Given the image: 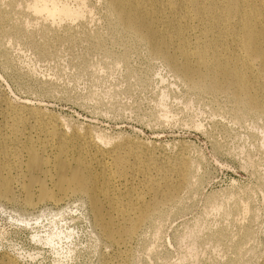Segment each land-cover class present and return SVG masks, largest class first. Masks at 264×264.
I'll return each mask as SVG.
<instances>
[{
	"label": "rangeland",
	"instance_id": "obj_1",
	"mask_svg": "<svg viewBox=\"0 0 264 264\" xmlns=\"http://www.w3.org/2000/svg\"><path fill=\"white\" fill-rule=\"evenodd\" d=\"M48 3L78 14H35L33 0H0V112L1 103L24 104L137 144L147 175L138 205L155 209L119 248L99 234L83 197L34 195L26 206L15 184L0 197V262L264 264V109L188 82L119 25L110 0ZM171 41L163 50L180 63ZM178 162L187 184L171 200L153 193L152 185H178Z\"/></svg>",
	"mask_w": 264,
	"mask_h": 264
},
{
	"label": "bare ground",
	"instance_id": "obj_2",
	"mask_svg": "<svg viewBox=\"0 0 264 264\" xmlns=\"http://www.w3.org/2000/svg\"><path fill=\"white\" fill-rule=\"evenodd\" d=\"M48 1L33 0L35 14L38 10L60 18L78 14ZM140 1L110 0L124 30L135 33L153 54H164L188 82L217 86L254 109H264V96L251 95L264 94V0ZM167 41L181 54L180 63L165 54ZM191 57L196 64L190 63ZM254 66L259 67L257 72L252 71ZM55 116L24 104L1 103L0 197L7 198L15 184L23 191L26 206L32 205L34 195L37 202L79 195L99 234L116 247H126L155 209L138 205L147 179L138 166V145L111 140L101 132L97 136L87 125L64 124ZM174 170L181 174L178 185H152L153 193L171 200L187 184L185 164L178 162Z\"/></svg>",
	"mask_w": 264,
	"mask_h": 264
}]
</instances>
